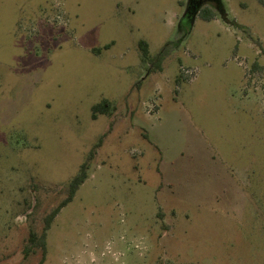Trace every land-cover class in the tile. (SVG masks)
Returning <instances> with one entry per match:
<instances>
[{
  "label": "rangeland",
  "instance_id": "1",
  "mask_svg": "<svg viewBox=\"0 0 264 264\" xmlns=\"http://www.w3.org/2000/svg\"><path fill=\"white\" fill-rule=\"evenodd\" d=\"M187 2L0 0V264H264V0Z\"/></svg>",
  "mask_w": 264,
  "mask_h": 264
},
{
  "label": "trees",
  "instance_id": "2",
  "mask_svg": "<svg viewBox=\"0 0 264 264\" xmlns=\"http://www.w3.org/2000/svg\"><path fill=\"white\" fill-rule=\"evenodd\" d=\"M200 15L205 19H212L215 17V12L210 8H205L200 12ZM169 44L170 42H167L166 45L161 49V51L157 55L153 56L150 53L149 43L146 40L141 39L139 41V47L142 51V59L144 61L146 60L156 61L161 57L163 58L166 54V50ZM92 109H93V117L96 118L98 114H109L113 112L116 109V105H114L109 99H104L102 102L94 105ZM100 146H101V141L93 147L87 160L81 165L77 174L71 179L69 183V194L66 197V199H64L59 206L54 208L45 217V227L43 232L39 234L36 233L35 231H31L29 236V242L31 243L30 247L43 248V250L46 251L47 231L50 229L55 217L59 214L61 209L73 200L74 196L76 195L81 185L88 178L89 161L95 156V154L97 153V148H99Z\"/></svg>",
  "mask_w": 264,
  "mask_h": 264
},
{
  "label": "flooded vegetation",
  "instance_id": "3",
  "mask_svg": "<svg viewBox=\"0 0 264 264\" xmlns=\"http://www.w3.org/2000/svg\"><path fill=\"white\" fill-rule=\"evenodd\" d=\"M205 8H210L213 11L218 12L221 18L228 19L223 0H188L185 4V9L180 18V22L183 23L185 18H190L191 20L194 19Z\"/></svg>",
  "mask_w": 264,
  "mask_h": 264
},
{
  "label": "clouds",
  "instance_id": "4",
  "mask_svg": "<svg viewBox=\"0 0 264 264\" xmlns=\"http://www.w3.org/2000/svg\"><path fill=\"white\" fill-rule=\"evenodd\" d=\"M108 247L110 248V245H109ZM89 256H90L92 259L95 258L94 255H93L92 253H89ZM81 264H82V261H81Z\"/></svg>",
  "mask_w": 264,
  "mask_h": 264
}]
</instances>
